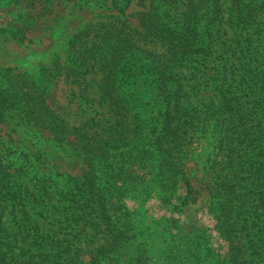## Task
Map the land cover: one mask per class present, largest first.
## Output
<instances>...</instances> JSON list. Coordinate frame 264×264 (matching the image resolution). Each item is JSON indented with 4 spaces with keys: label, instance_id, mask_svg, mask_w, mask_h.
<instances>
[{
    "label": "trees",
    "instance_id": "trees-1",
    "mask_svg": "<svg viewBox=\"0 0 264 264\" xmlns=\"http://www.w3.org/2000/svg\"><path fill=\"white\" fill-rule=\"evenodd\" d=\"M93 1L116 14L76 32L69 63L60 59L44 75L77 86L87 99L88 77L101 75L109 121L69 127L54 102L48 104L51 85L2 68L0 124L18 120L62 148L89 143L82 158L114 166L102 173L107 178L91 168L81 178H41L29 170L22 177L0 156V207H6L0 208V264H151L142 262L143 252L153 250L163 232L143 228L140 213L122 205L132 191L145 201L160 192L169 201L177 189L178 213L201 204L217 223L228 252L213 264H264V0H139L138 27L126 14L131 0H68L64 9ZM34 22L29 19V28ZM13 23L0 34L24 40L25 17ZM212 64V74L202 73ZM203 78L215 95L193 106L190 91ZM194 140L213 147L211 182L194 184L183 169ZM27 181L35 182L33 189ZM8 207L12 222L5 219ZM83 233L93 239L89 261L79 259ZM207 233L183 232L177 257L155 264H204ZM130 249L138 256L125 263Z\"/></svg>",
    "mask_w": 264,
    "mask_h": 264
},
{
    "label": "rangeland",
    "instance_id": "rangeland-1",
    "mask_svg": "<svg viewBox=\"0 0 264 264\" xmlns=\"http://www.w3.org/2000/svg\"><path fill=\"white\" fill-rule=\"evenodd\" d=\"M69 4L71 3H68V0H63V2L60 0H0V30L10 29L18 16H24L27 31L22 41L12 38L13 35L9 31L0 34V69L13 68L18 73L32 77L42 86L51 85L53 93H51L48 104L54 102L52 107L63 116L69 127H79L92 120L107 122L111 114L109 104L102 102V92L99 88L101 75L88 77L89 99L81 95L77 86L63 80L49 81V78L44 75V71L56 65L60 59L63 64L69 63L71 57L67 54L68 42L76 32L90 22L107 21L111 15L116 14V11L107 9L103 5L104 8H100L101 4L95 1L83 8L73 9V5H70L64 9ZM141 10L139 0H131L126 14L133 26H139L136 16ZM29 19H35L34 29L29 28ZM226 30L231 38L234 31L228 26ZM208 66L202 73L212 74L213 70H210V67L212 69L213 64ZM194 76L191 77V84L194 83ZM201 81L204 84L196 85L195 89L190 91L193 106L206 104L215 95L214 89L205 84V79ZM193 142L186 147L188 153L183 159V169L194 184L198 180L211 182L216 177L209 162L213 147L203 140ZM89 145L88 143L86 147L75 145L62 148L51 141L48 134L37 129H30L25 125H18V120L0 124V156L9 165L10 172L22 175V177H25L22 172L29 170L34 176L40 173L41 178L44 175L55 178L56 173L81 178L85 171L91 168V171L98 172L100 178H107L102 176V173L111 172L114 162L99 163L96 158H90L91 161L82 158L83 154L86 157L89 156L87 153L91 149ZM141 169L144 167L134 166V170H137L140 175L147 173ZM34 183L27 181L32 189ZM178 192V189L173 192L170 198L168 197L169 201L166 195L160 192H156L154 196L145 201L143 195L132 191V197L124 201L122 205L124 209L140 213L138 220L141 221L143 228L155 230L158 233L163 232L160 240L155 238L156 241L159 240V243L155 244L153 250L143 252L142 262L163 263L169 256L177 257L173 253L176 254L179 251L177 247H180L182 243L179 238L183 232L187 231L195 236L207 231L208 235L203 242L205 244L203 248L206 251L202 258H207L204 264H213L219 259L220 254L224 256L228 252L226 243L215 230L217 223L209 212L202 208L201 204L189 205L183 208V212L178 213L176 209L181 204ZM180 194L185 193L180 192ZM1 205L2 210L6 208L4 203ZM11 211V207L6 209V221L12 222ZM196 224L201 229L197 228ZM78 234L80 235L81 231ZM79 239H83L79 245V259L89 261L93 239L86 237V233H83L82 238ZM196 239L193 237L191 243L197 244ZM158 247L164 250L156 249ZM181 247L183 248V244ZM19 252L17 250L15 256H18ZM136 253L137 251L134 253L133 249L127 250L124 262L126 263L130 257L138 256ZM201 253L203 251L199 252Z\"/></svg>",
    "mask_w": 264,
    "mask_h": 264
}]
</instances>
